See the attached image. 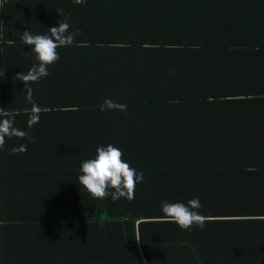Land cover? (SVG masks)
<instances>
[{
	"label": "trees",
	"instance_id": "1",
	"mask_svg": "<svg viewBox=\"0 0 264 264\" xmlns=\"http://www.w3.org/2000/svg\"><path fill=\"white\" fill-rule=\"evenodd\" d=\"M12 1L19 12L20 4L35 8L43 20L37 34L68 22L76 36L49 75L28 85L41 109L31 128L32 104L14 78L19 65L39 61L35 53L26 58L21 44L3 47L0 120L35 138L25 143L36 178L34 194L17 187L12 210L9 195L0 196V254L14 252V264H201L220 256L264 264V17L254 19L257 8L238 9L233 0ZM2 32L10 35V26ZM106 98L127 110L102 111ZM108 144L143 172L131 201L96 199L79 182L82 162ZM196 197L208 217L203 229L164 218L163 202ZM10 226L22 227L29 242L5 241Z\"/></svg>",
	"mask_w": 264,
	"mask_h": 264
},
{
	"label": "clouds",
	"instance_id": "2",
	"mask_svg": "<svg viewBox=\"0 0 264 264\" xmlns=\"http://www.w3.org/2000/svg\"><path fill=\"white\" fill-rule=\"evenodd\" d=\"M75 4H85L86 0H73ZM59 12V11H58ZM61 14V13H60ZM70 24L68 22L59 23V26H53L50 35H33L30 31L22 33L24 44L32 46L31 51L36 54L38 64L25 74L17 73L14 79L23 81L26 87V100L32 104L31 113L28 120V127L39 122L41 109L33 100V89L28 86L30 83L38 82L41 78L49 75L48 66L56 63L60 59L58 48L71 46L74 43L76 33H69ZM104 106L101 110H121L126 111L127 105L116 103L110 98L104 100ZM16 136L27 138L35 143V138L28 135L27 132L14 127L12 119L0 120V150L4 149L5 137ZM27 150V145H21L13 148V152L22 153ZM82 175L79 176V182L96 199H106L111 196L115 202L121 197L129 201L135 198V188L138 182L143 180V172H137L128 162L123 159V152L112 144L99 146L96 149L94 158L87 159L81 164ZM114 191H111L113 190ZM202 204L198 197L182 202L165 201L161 205L164 218L169 222L176 223L181 229L191 230L193 226L204 228L208 217L199 213L198 209ZM137 239H139L137 237Z\"/></svg>",
	"mask_w": 264,
	"mask_h": 264
},
{
	"label": "crops",
	"instance_id": "3",
	"mask_svg": "<svg viewBox=\"0 0 264 264\" xmlns=\"http://www.w3.org/2000/svg\"><path fill=\"white\" fill-rule=\"evenodd\" d=\"M236 1L238 5V9H241L240 6L243 7H253L255 6L257 8V11L254 15V19L258 17H264V0H254L250 2H244L241 0H233V2ZM44 1H38L37 5L39 6H47L51 4L50 1H46V3H43ZM4 5V0H0V8H2ZM22 11H18L16 9V5L12 0H9L8 5L6 6V11L8 13V16H4L2 12H0V71H2L3 64H4V45H11V44H21L22 50L25 51V57H29L30 55H34V52L31 51L32 46L24 44V41L22 40V33L24 31H30L33 35H37V31L35 28H37V24L40 23V21H43L40 16L36 14V11L34 7H32L30 4L28 7H23L22 4H20ZM69 8V7H68ZM10 26V35H7L3 37L2 30L4 29V26ZM256 28V24L254 22L253 25ZM74 33V32H72ZM76 36V35H75ZM15 47L14 45H11ZM61 48V47H60ZM70 47H66V49L62 48V50H58L59 55L61 56L62 52H65V54H69L71 52ZM35 59V56H34ZM34 63H25L22 65H19L17 68L22 67L20 70L23 72H28ZM16 66V64H15ZM53 66V65H50ZM4 105V97H3V89L2 85L0 84V115L3 113L2 111ZM29 133L30 131H25ZM29 135V134H28ZM17 138V142L14 145H10L8 143L9 139ZM5 146L3 150H0V196L1 195H9V199L7 201L5 209L12 210L13 204H12V197L14 191L17 189V187H23L24 190L16 191L15 193H21V194H34L35 188L33 186V183L31 182L32 179L36 178V172L32 168L35 165V159L33 160L30 155V149L29 144L25 143V138H19L16 136L12 137H5ZM26 141L28 139L26 138ZM21 145H27V150L22 153H16L13 152V148H18ZM14 193V194H15ZM26 197V196H22ZM1 210V208H0ZM4 210V209H3ZM24 214H22L24 217L27 215L28 207H23ZM21 216V217H23ZM5 217V216H4ZM23 217V218H24ZM20 228L22 227H15L10 226L8 228L7 233L4 235V240L11 243L16 242H29V239L26 237L22 238L20 237ZM209 259V258H204ZM14 261L18 260V256L13 252V254L5 253L0 254V264H14ZM235 260V258H227L225 256L216 257L212 260L211 263H208L209 261H203L201 264H229L230 261Z\"/></svg>",
	"mask_w": 264,
	"mask_h": 264
}]
</instances>
